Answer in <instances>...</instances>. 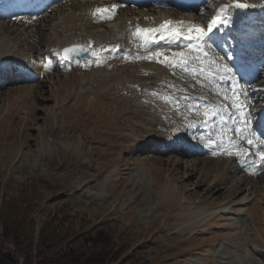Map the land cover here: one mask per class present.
<instances>
[{"label":"rangeland","instance_id":"374dc122","mask_svg":"<svg viewBox=\"0 0 264 264\" xmlns=\"http://www.w3.org/2000/svg\"><path fill=\"white\" fill-rule=\"evenodd\" d=\"M217 2L210 1L208 16ZM74 3L76 10L69 8ZM85 4L64 1L53 7L54 14L29 10L17 19L28 16V23L22 25V19L15 27L12 13L0 18L1 41L27 54L0 66L1 210L21 191L38 187L19 206H35L27 214L35 234L52 218L63 222L68 235L102 227L117 245L108 254L116 260L106 264H264V173L254 178L239 173L230 156L212 154L218 148L191 155L176 150L189 147L182 138L201 141L199 128L186 118H195L201 128V114L185 110L198 103L181 91L209 94L207 88L179 68L154 61L112 58L61 66L54 45L75 25L60 24V18ZM123 8L113 21L77 25L75 34L106 33L107 26L134 11ZM248 93L251 106L263 109L264 76ZM234 168L237 174L230 172ZM244 177L249 182L229 203V189Z\"/></svg>","mask_w":264,"mask_h":264},{"label":"snow or ice","instance_id":"6c2138e0","mask_svg":"<svg viewBox=\"0 0 264 264\" xmlns=\"http://www.w3.org/2000/svg\"><path fill=\"white\" fill-rule=\"evenodd\" d=\"M123 7H137V5L127 4L125 0H116L110 7L96 8L92 12L94 22L112 21L119 14L118 10ZM255 7L256 5L244 2V0H230L215 9V15L208 19L204 26L200 23L172 19H166L158 26H141L139 23L132 26L130 22L128 35L138 49H143L148 53L136 59L155 61L173 69L179 67L201 88H207L219 98L216 105L204 103L202 113H200L201 105L199 104L195 107L185 106L186 111L201 114L205 124L219 118L221 122L220 132L217 134L219 142L211 137L208 138L209 145H216L220 150L213 151V155H234L241 162L255 155L259 164L264 165V147H262L264 146V134L258 135L257 130L252 127L255 117L249 111L251 97L240 83L243 75L234 70L237 65L229 63L233 61L237 53L230 51L227 56H224L218 51L226 42L225 30L233 25L235 11ZM200 19L205 18L201 15ZM181 40L191 41V43L181 45L179 43ZM162 41L165 42L164 46L159 47ZM153 45L156 47H152ZM89 48H91V42L88 48L73 45L64 48L62 54L60 52H55V54L61 55L63 60L70 62L74 55L86 52ZM174 48L181 50H174ZM225 84L228 86L225 87ZM172 99L177 101L174 107L179 109V98ZM229 125L234 127H229ZM257 127L264 130V120H260ZM230 132L232 135H229ZM253 148L256 149L255 153L250 151ZM256 163L257 161H253V164Z\"/></svg>","mask_w":264,"mask_h":264},{"label":"bare ground","instance_id":"6f19581e","mask_svg":"<svg viewBox=\"0 0 264 264\" xmlns=\"http://www.w3.org/2000/svg\"><path fill=\"white\" fill-rule=\"evenodd\" d=\"M106 2H109V4H107L106 5V3L104 2V3H102L101 5H99V4H97V5H94L93 3H90V4H85V6H82L81 8H84V9H81V10H77L78 12H76V13H74V11H73V13H68V14H65L64 16H62L61 18H60V24H63V25H65V24H69V26L71 25V24H74L75 25V28L74 29H71V30H73V33L71 34L69 31H67V32H69L68 34V36H64L63 37V39L62 40H60V42L59 43H57L56 45H54V49L53 50H55L54 51V54H55V52H59L60 51V49L62 48V47H64V46H67V45H69L70 43H73V40L75 39V38H80V39H82L81 40V42L79 43V44H81V45H84V46H86V47H88V45H89V43H88V41H87V39H91L92 41H96L97 43L95 44V46H98V44L99 43H104V44H106V45H108V47H106L105 49H108L109 48V46H111L113 49H115L114 50V52H112V53H114L115 55L116 54H118V55H120V56H122V57H124L125 59H132L133 57L134 58H136V57H138V56H145V55H147L146 54V52L143 50V49H138L137 48V46H136V44L133 42V40H132V38L128 35V31H129V24H130V22H131V25H134V24H136V23H139L141 26H154V24H157L161 19H166V18H169V17H172V15L168 12V11H162V12H160V13H158L157 14V12L155 13V10L153 9V8H151L150 10H149V12H146V11H144L143 13H140V14H135L134 12L131 14V13H129L128 15H126L125 17V19L124 20H122L121 22H116V23H114V25L112 26H107V28H106V33L104 32L103 34H101V35H97V36H95V35H86V33L85 32H83V33H81L82 35H77V34H75V32H78V30H79V28H78V26L80 27V26H86V25H88V27H93V26H96L97 25V23L98 22H94V18H93V16H92V12L96 9V8H101L102 6H104V7H102V8H107V7H110L113 3H115L116 2V0H105ZM253 1V0H252ZM257 1H261V0H257ZM56 2V3H55ZM55 2H54V4H48V2H47V0H42L41 2H40V6H37L36 8H35V6L33 5V3L32 2H28V0H25L24 2H22V3H15L14 4V6L12 7V8H10L9 10H5V9H0V18H5V16H8V15H10V13H12L13 14V16H15L16 17V21H13V23H11V25H14V27H15V25L17 26L21 21H22V19H23V21H22V25H24V24H27L28 23V21H29V18L30 17H28V16H26V17H21L18 21H17V19H18V17H20V16H22L23 14H25V13H28V11L30 10L31 12H35V13H37L38 15L40 14H42L43 12H44V10H46V9H48V8H52V6H54L55 4H57V2H60V1H57V0H55ZM112 2V4H110ZM125 2L127 3V4H131L130 2H129V0H125ZM228 2H230V0H220V4H222V3H228ZM220 4H219V6H220ZM78 5V4H77ZM207 5L208 4H206V5H195V6H193L192 7V9L193 8H199L201 11L199 12V15H198V17H196L195 16V18H193L192 17V19L194 20V21H196V22H198V23H200V24H203V25H206V23H207V19H210L213 15H215V9L212 11V14H210V18L209 17H207V13L204 11L203 12V9H205V8H207ZM79 6V5H78ZM77 6V7H78ZM100 6V7H99ZM218 6V7H219ZM70 7H73L74 9L76 8L75 7V3L74 4H70V6H69V8ZM217 7V8H218ZM80 8V7H79ZM216 8V9H217ZM57 9L58 8H56V11H57ZM78 9V8H77ZM124 9V8H123ZM6 11V13L5 14H3V11ZM54 9H52V11H53ZM68 10V9H67ZM76 10V9H75ZM130 12V11H129ZM46 13V12H45ZM55 13V11H53V12H51V14H54ZM153 15H152V14ZM154 14H156V17L154 16ZM203 16L205 19H203V20H200V16ZM134 16H138V17H134ZM150 16L151 17H153V19L152 20H150ZM235 16V15H234ZM181 17L182 16H175V18H177V19H181ZM257 17H259V19H258V22H259V20H261L263 23H262V25H264V6L260 9V10H258V11H256L255 13H254V16H253V18L251 19V20H248L247 18H246V16H244V15H238V17H236V18H240L241 20H242V22H246V24L245 25H247L248 27H254V30L256 31V29L258 30V28H257V22L255 21V19L257 18ZM145 18H147V20L145 19ZM235 18V19H236ZM49 20H50V17H49ZM207 20V21H206ZM206 21V22H205ZM51 23V22H50ZM78 23V24H77ZM107 23V22H106ZM254 23V24H253ZM6 23H2V26H4ZM56 24H58V23H56ZM78 25V26H77ZM245 25L243 24V23H236V24H233L230 28H229V32L230 33H233V31H237V32H241V31H243V29L242 28H244L245 27ZM60 26V25H59ZM62 26V25H61ZM74 27V26H73ZM73 27H71V28H73ZM8 28H9V26H8ZM22 28V27H21ZM31 28V27H30ZM65 28V27H64ZM82 28V27H81ZM97 28V27H96ZM100 28V27H99ZM19 29V28H18ZM88 29H90V28H88ZM245 29V28H244ZM0 30L2 31V30H4L5 31V29H4V27H2V28H0ZM9 30H11L10 28H9ZM21 30V29H20ZM50 30V29H49ZM58 30V29H57ZM64 30V29H63ZM70 30V31H71ZM81 30V29H80ZM83 30V29H82ZM86 30H87V28H86ZM261 30H262V27H260L259 28V34H261ZM0 31V32H1ZM55 31V30H54ZM22 32V31H21ZM67 32H65V33H67ZM226 30H225V34H226ZM2 33V32H1ZM26 33V32H25ZM34 33V32H33ZM56 33V32H55ZM245 33V32H244ZM24 34V33H23ZM62 34V33H61ZM96 34V33H95ZM245 34H248L247 32L245 33ZM255 34V33H254ZM2 35V34H1ZM30 36V35H29ZM28 36V37H29ZM59 36V35H58ZM248 36L249 37H251L252 35H250V34H248ZM31 37L32 38H34L35 37V35H33V34H31ZM30 38V37H29ZM31 38V39H32ZM3 39V38H2ZM38 39V38H37ZM4 40V39H3ZM2 40V41H3ZM7 40V39H6ZM263 40H264V38L262 39V42H263ZM1 41V39H0V59L2 60H8L6 63H3V64H0V66H4V65H7V64H9V63H11V62H13V61H17L18 60V58H24V56H26V55H24V54H19V53H17V52H15V51H12L13 49H11L10 47H8V45L9 44H5L4 42H2ZM37 42V41H36ZM262 42L257 46V45H255V47L256 48H259V50L260 51H262ZM8 43H9V41H8ZM38 43V42H37ZM39 43H41V40L39 41ZM162 45V44H161ZM152 47H155L154 45L152 46ZM159 47H161V46H159ZM90 50H91V54H90V56L87 58V59H90V58H95V56H96V53H97V51H95L94 50V46L91 44V48H89ZM105 49H102V51H104ZM174 50H181V49H177V48H174ZM32 51H33V47H32V49L30 50V52H28V57H30V55H31V53H32ZM263 52H264V50H263ZM26 53V52H25ZM24 55V56H23ZM261 57H264V54H262L261 55ZM58 58L60 59V57L58 56ZM87 59L85 60V61H87ZM127 60V61H128ZM137 61H141L142 63H145L146 64V62H148V60H145V59H136ZM24 61V60H23ZM62 64H64L61 60H59ZM26 62V61H25ZM24 62V63H25ZM155 62V61H154ZM30 63V62H29ZM149 63V62H148ZM156 63V62H155ZM151 64V63H150ZM158 64V63H157ZM65 66H67V64H64ZM101 65V64H100ZM153 65V64H152ZM158 65H161V64H158ZM13 66V65H12ZM155 66H156V64H155ZM162 66V65H161ZM7 67V66H6ZM159 67V66H158ZM157 67V68H158ZM105 68V67H104ZM107 68V67H106ZM148 69H149V67H147ZM179 68V67H178ZM178 70H180V68L178 69ZM150 71H151V69H150ZM181 71V70H180ZM148 72V71H147ZM183 73V72H182ZM184 74H186V73H184ZM188 75V74H187ZM106 79V78H105ZM186 92H188L187 90H185ZM197 96H199V97H206V96H202V95H198L197 93H191L188 97H186V96H184V97H186L187 99L186 100H188V101H191V102H193V103H198L199 105H201V108H200V111H201V113L203 112V104H201V103H199V102H197L196 101V98L195 97H197ZM189 99H191V100H189ZM212 100L213 101H215V102H219V100L216 98V97H214V96H212ZM194 106V105H193ZM201 123H202V127H204L203 129L204 130H206L205 128H207V131H204L205 132V135H210V137H211V135H213L211 132H210V123H211V121H209L207 124H205L204 122H203V120L204 119H202V115H201ZM196 120V119H195ZM219 123H220V125H219ZM216 124H217V126L218 127H216L215 125V127L217 128V130L218 129H220L221 128V122H220V120H219V118H218V120H216ZM207 125V126H206ZM229 135H231V134H229ZM213 140H216V139H214V137H211ZM200 140L203 142V143H206V140H207V138L205 137V139L203 138V135H200ZM218 140V139H217ZM197 141V140H196ZM219 142V141H218ZM185 143V142H184ZM208 144V149H210L211 150V148H212V145L210 146L209 145V143H207ZM245 146H247V145H245ZM178 149H181L180 151L182 152V150H185V151H187L186 149H182V148H178ZM177 149V150H178ZM188 152V151H187ZM189 155H191L190 153H189ZM230 157H232V159H234V160H236V161H238V159H237V157L236 156H230ZM231 161V160H230ZM253 161H257V159H256V157L255 156H251V157H249V159L246 161V163L245 164H249V163H251V164H249V167H250V169H249V167H245L244 165H241V166H239L240 164H244L243 162H241V161H238L237 163H239L238 165H237V167H240L241 168V170L243 171V170H247L250 174H257L258 176H262L263 175V171H264V166L263 165H261V167L259 168V169H255V167H254V164H253ZM234 162V161H233ZM231 164V163H230ZM235 167V166H234ZM236 168V167H235ZM232 169V171H230V172H236V174H237V171H236V169ZM240 170V171H241ZM212 172V171H211ZM240 173V172H239ZM227 174H229V173H226V175ZM209 175H211V174H209ZM224 177V176H223ZM264 176H262L261 178H263ZM204 178V177H203ZM209 179V178H208ZM228 181L229 180V178L227 177L226 179H225V181ZM247 180H248V178H247ZM247 180H246V178L244 177V178H242L241 179V181H239V182H236V184L234 185V186H231V188L229 189V191L228 190H225V192L226 191H228L229 192V195H228V197H227V200L229 201V203L230 202H233L234 200H235V197L236 196H238V194H240V192L242 191V186H244V184H247L248 182H247ZM220 181V180H219ZM247 182V183H246ZM255 184V183H254ZM234 189H233V188ZM255 187V186H254ZM207 188V187H206ZM253 188V187H252ZM215 189V188H214ZM214 189H213V187H212V190L214 191ZM211 191V190H210ZM221 192V191H220ZM219 191H216V193H220ZM243 192V191H242ZM209 193V192H208ZM215 193V194H216ZM249 196H250V194H249ZM248 196V197H249ZM225 197V198H226ZM248 197L245 199V201L243 202V203H246V201H247V199H248ZM211 199H214V200H219V198H211ZM237 199V198H236ZM203 200H207V199H203ZM213 200V201H214Z\"/></svg>","mask_w":264,"mask_h":264},{"label":"trees","instance_id":"16d2710c","mask_svg":"<svg viewBox=\"0 0 264 264\" xmlns=\"http://www.w3.org/2000/svg\"><path fill=\"white\" fill-rule=\"evenodd\" d=\"M37 188L21 191L17 200L0 208V264H21L19 258L23 264H106L116 260L117 257H108L110 249L117 247L116 239L102 227L86 234L68 235L70 231H63V222L52 218L36 235L33 219L27 218L35 206H19L29 202ZM9 243L13 250L6 246Z\"/></svg>","mask_w":264,"mask_h":264},{"label":"built area","instance_id":"2783aa9c","mask_svg":"<svg viewBox=\"0 0 264 264\" xmlns=\"http://www.w3.org/2000/svg\"><path fill=\"white\" fill-rule=\"evenodd\" d=\"M9 248H11V249H12V248H13V246L11 245V247H9Z\"/></svg>","mask_w":264,"mask_h":264}]
</instances>
